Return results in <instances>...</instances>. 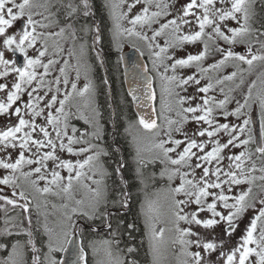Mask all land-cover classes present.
I'll list each match as a JSON object with an SVG mask.
<instances>
[{"label": "snow or ice", "instance_id": "6c2138e0", "mask_svg": "<svg viewBox=\"0 0 264 264\" xmlns=\"http://www.w3.org/2000/svg\"><path fill=\"white\" fill-rule=\"evenodd\" d=\"M94 6L95 0H0V252L6 253L0 264H68L55 253L77 236L76 264H88V249L95 264H141L143 240L150 264H163L177 246V264H264V119L256 139L246 118L253 104L264 117V88L254 96L253 81L240 98L231 87L225 91L229 82L239 89L246 72L264 70V0H103L112 46L119 51L126 39L142 42L152 64L143 71L161 81L159 115L151 78L143 95L127 93L155 117L129 121L131 164L116 140L118 118L109 132L90 76V52L104 63ZM197 44L202 48L194 54L184 47ZM177 50L186 55L177 58ZM185 68L194 71L177 74ZM228 68L234 70L220 74ZM82 72L86 82L79 87ZM217 91L223 98L210 94ZM157 162L167 187L129 219L133 195L125 171L131 167L143 185L155 179L145 169ZM48 197L60 200L52 203L55 227L41 211ZM101 230L110 237L102 242L103 259L95 241L83 243Z\"/></svg>", "mask_w": 264, "mask_h": 264}, {"label": "trees", "instance_id": "16d2710c", "mask_svg": "<svg viewBox=\"0 0 264 264\" xmlns=\"http://www.w3.org/2000/svg\"><path fill=\"white\" fill-rule=\"evenodd\" d=\"M103 0H95V6L94 10L96 12V19L97 22L100 23L102 21V29L104 34V46L103 51L101 55L104 58V63L101 65L100 61L96 59V53L94 52L93 57L90 58L91 65H92V73L94 74V83L98 87V94H97V103L101 106L102 111L105 114V119L109 121L108 123V131L112 132L114 131L111 119H117V129L118 134L116 136L117 142L122 145V152L123 156L129 159V162L131 164V155H132V148L129 143L127 133L125 131V127L128 121H132L134 118H136L132 106L130 103V99L127 95V93L124 90L123 83L121 80V73H120V63H119V52L112 46L111 44V20L107 14V12L103 8ZM102 70H104V73L102 74ZM105 74V75H104ZM104 79H108L110 81V92L107 89V85H103L102 81ZM100 89H103V91H100ZM113 115V116H112ZM78 127L82 126L81 122H78ZM111 136L108 137V143H111L109 140ZM104 160H107V158H102ZM125 176L129 179V183L132 184V189L134 185L137 183V181L133 180L134 173L131 169V167L125 171ZM109 185H111V181H107ZM134 191H132L133 195ZM139 212L137 208L136 203V196L135 193L132 198V213L129 216V219L132 218V216H135ZM2 214L0 216V226H2ZM35 213L33 214V223L35 224ZM143 232H144V226L142 221L140 222V228L139 231L135 234L136 240L135 243L137 246L141 244V241L143 240ZM107 238L108 235L106 234V231L101 230L98 233H90L88 235V239L92 238ZM44 239L43 236L38 237V241ZM87 239V240H88ZM127 238L125 237V240ZM87 240L83 241L84 245H87ZM143 248L140 251V261L141 264H144V261L149 257L147 255V241L143 240ZM39 247V243L37 245ZM121 248L124 247V242H121L120 245ZM3 253V252H2ZM88 256V264H90V255L89 251L87 250ZM5 254V253H4ZM29 253V257H30ZM4 256V255H3ZM2 256V258H3ZM56 256L58 258L59 252L56 253Z\"/></svg>", "mask_w": 264, "mask_h": 264}, {"label": "rangeland", "instance_id": "374dc122", "mask_svg": "<svg viewBox=\"0 0 264 264\" xmlns=\"http://www.w3.org/2000/svg\"><path fill=\"white\" fill-rule=\"evenodd\" d=\"M229 23L234 24V22H232V21H229ZM111 27H112V22H111ZM159 43L163 44V38H161L159 40ZM134 44L139 45V47L142 50H144V55L143 56L146 59L148 68L151 69V67H152L151 60L149 59L147 50L144 49V46H143L142 42L135 41V40H131L130 41V40H127L126 39L121 44V47H120L119 51L124 50V49H128L129 47H134L133 46ZM70 46H71V41L69 40L65 44V48L67 49ZM201 46L202 45L197 44V45H185L184 47L188 51H190V52H192L194 54L197 51V49L202 48ZM241 46H242V48H241V51L240 52H243L244 46L243 45H241ZM236 47H239V46L237 45ZM134 48L136 49V47H134ZM67 55H68L67 54V51H65V53H64L65 58H67ZM89 55H90V53L88 54V64L90 63L89 65L91 67V62L89 61ZM185 55H186V52L183 51V50H177L176 51L177 58H182ZM71 62H72V64H75L76 63L75 60H72ZM232 70H234V69H232V68L224 69V70H221V73L220 74L221 75L222 74H227L228 72H230ZM192 71H194V70L193 69H188V68H185V69H177V74H179V75H186V74H191ZM151 74L153 75V78H154V86H155V91L157 93L156 110H157V114L159 115L160 112H161V81L155 76V74L153 72H151ZM169 74H171V73H169ZM71 75L74 78L75 77V72L73 71V73ZM90 76H91V79L93 77V80L92 81L94 82V74L92 73V70L90 72ZM262 76H264V70H262L260 68L255 69L251 74H249V73L246 72L244 74V84L241 85V87L239 89H236L235 88V84L229 82L225 86V91L227 92L228 88L231 87V88H233L235 90L232 93H230V95H233L236 98H240L242 94H247L248 85H250L253 81H255L256 82V87L253 90V95L255 96L262 88H264V81H262V79H261ZM85 82L86 81H85V78H84V75H83V72H82L81 77H80V80L78 81V86L79 87H83V85H84ZM203 83H206V81H202V84ZM236 83H239V77L237 78ZM189 91L190 92H194V88H190ZM210 94L216 95L217 98H223L219 94L218 91L216 93H210ZM196 95H197V97H199L200 95H203V94L197 93ZM196 102H199V101L197 100V101H194L193 103H196ZM235 106H236L235 105V102L233 101V103H231L228 107H229V109H233ZM256 111L258 113L259 120H260V125H261V121H262V119H264V117L261 116L260 108H259L258 105L253 104L252 107H251V109L248 110V115L251 114V115H254V117H255ZM135 120H138V118H134L132 121H135ZM128 123H129V121L126 124V127H127ZM158 123H162V121H158ZM77 125H78V122H77ZM126 127H125V129H126ZM194 127H195V125L192 124V123H190V124H188V125L185 126L186 130H188L189 132H191V130ZM133 134H135V130H133ZM127 137H128L129 143H130L132 137L128 133H127ZM254 137H255V135H254ZM178 138H180V137H178ZM144 147H145V149H147L149 146L147 144H145ZM131 148H132V146H131ZM132 152H133V155H134L133 148H132ZM145 154H147V152ZM63 156H64V158L71 159L73 161L77 159V157H74V156L70 157V156H68L67 153H64ZM150 165L151 164L148 165V167H150L149 168L150 170L149 169L148 170H149L150 173H152V168H151ZM152 165H153L152 167H154V164H152ZM97 178H99V177H97ZM150 185L152 187L153 183L150 184ZM155 194H156L155 190L150 191L148 194L142 196V201L141 202H143L146 198H155ZM77 198H79V195L77 196ZM47 199L49 201L48 206H47V208H43L42 207L41 211L42 212L49 213V215H48L49 223H50L51 226L55 227V223L57 221V218H58L59 213H58V211L56 209H53L52 208V203H55V204L59 205L60 204V200L55 199L53 197H48ZM141 204L142 203H140V207H141ZM41 221H43V216H41ZM104 240H107V238L97 237V238L88 239L87 240V243H86V244H88L89 241H95L96 242L97 246L101 248L100 255H99V258H101V259L104 258V254H103V250H102V242ZM88 251H89V255H90L89 256L90 257V264H95V259L93 257L92 251L90 249H88ZM178 251H179V249H178V246H177L176 251H175L176 254H173V250H171V251H169L167 253V255H166V257H165L164 260L167 263H171L173 261V258H174L173 264H177V256H178L177 253H178ZM3 255L5 256L6 253L5 254L2 253V256ZM55 257L57 258L56 253H55Z\"/></svg>", "mask_w": 264, "mask_h": 264}, {"label": "water", "instance_id": "95a60500", "mask_svg": "<svg viewBox=\"0 0 264 264\" xmlns=\"http://www.w3.org/2000/svg\"><path fill=\"white\" fill-rule=\"evenodd\" d=\"M121 62H122V69H123V78L124 84L126 88V92L132 91L133 89L136 90L138 96L143 95L145 90V79L153 77L150 72L145 73L143 68L147 66V63L144 57L134 48L127 49L120 53ZM154 87V83H153ZM155 90V88H154ZM156 93V91H155ZM132 108L136 116L145 115V118L152 117L151 108L149 107H137L135 103L132 102V98L129 96ZM154 106L156 108V100L154 102ZM157 113V112H156ZM155 118V117H152ZM260 133V120L259 118L256 119V139H259ZM75 239V244H69L68 250L65 252H60L58 261H68V264H76L78 260L77 253L79 248L81 247V239L80 237H72ZM87 257V252H86Z\"/></svg>", "mask_w": 264, "mask_h": 264}, {"label": "flooded vegetation", "instance_id": "af4514ba", "mask_svg": "<svg viewBox=\"0 0 264 264\" xmlns=\"http://www.w3.org/2000/svg\"><path fill=\"white\" fill-rule=\"evenodd\" d=\"M88 43H89V45H91V40L89 39V41H88ZM239 47H236V51H241V48H242V46L241 45H238ZM202 47V46H201ZM121 52V51H120ZM120 52H119V54H120ZM92 54H94V52H90V55H89V58H91V57H93V55ZM118 54V57H119V63H120V68H119V70H120V73H121V80H122V83H123V87H124V90H125V84H124V78H123V73H122V65H121V60H120V55ZM211 62H213L211 59H209L208 61H206L205 62V66H207V63H211ZM90 64V63H89ZM73 73V72H72ZM71 73V74H72ZM104 73V70H102V74ZM105 75V74H104ZM92 80H93V77H92ZM107 89H108V91L110 92V85H107ZM125 92H126V90H125ZM113 116V115H112ZM246 118H249L251 121H252V123H251V125H250V127H251V129H252V133H253V135H255V129H256V118L254 117V115H251V114H247V117ZM219 120H220V122L221 123H226V122H229V121H232V122H236L235 121V118H233V117H229V121H225V120H223V118L222 117H220L219 118ZM199 139V138H198ZM225 139H226V137H225ZM111 142H112V137H110V139H109ZM234 152H238L239 151V149H234L233 150ZM122 154H123V152H122ZM131 156H133V152H132V155ZM132 158V157H131ZM151 166V168H152V173H150L149 172V168L150 167H147L146 169H145V174H146V176H148V177H152L153 175L155 176V179H148L147 180V183L146 184H140L139 182H137L135 185H134V187H133V189L131 188V191H134V193H135V196H136V203H137V208H138V210H140V203H142L141 201H142V196H144V195H146V194H148L150 191H152V190H155V192L156 193H158L160 190H162V189H164V188H166L167 187V181H166V179H161L160 178V171H161V169H162V167H163V165H161V164H159V162H157V163H155L154 164V167H152L153 165L151 164L150 165ZM149 169V170H148ZM153 183V185H152V187H151V185L150 184H152ZM177 183H178V181H177ZM154 187V188H153ZM134 193H133V195H134ZM0 216H1V214H0ZM159 227H164L165 225L163 224V223H161V224H159L158 225ZM171 251V250H170ZM173 251H176V249L175 250H173ZM172 253V252H171ZM178 254V253H177ZM0 258H2V252H0ZM165 259V258H164ZM150 262H151V257L149 256L145 261H144V264H150ZM173 262H174V258H173V261L171 262V263H167L165 260L163 261V264H173Z\"/></svg>", "mask_w": 264, "mask_h": 264}]
</instances>
